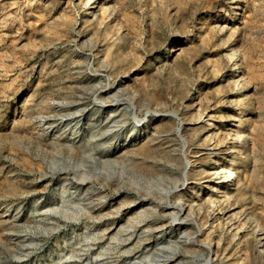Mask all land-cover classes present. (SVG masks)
I'll return each mask as SVG.
<instances>
[{"label":"rangeland","instance_id":"obj_1","mask_svg":"<svg viewBox=\"0 0 264 264\" xmlns=\"http://www.w3.org/2000/svg\"><path fill=\"white\" fill-rule=\"evenodd\" d=\"M93 5L0 0V264H264V0Z\"/></svg>","mask_w":264,"mask_h":264},{"label":"bare ground","instance_id":"obj_2","mask_svg":"<svg viewBox=\"0 0 264 264\" xmlns=\"http://www.w3.org/2000/svg\"><path fill=\"white\" fill-rule=\"evenodd\" d=\"M111 2V1H110ZM95 3H97V4H99L100 6H102V11H103V13H105L106 14V12L108 11L107 10V6H109L108 5V0H86V4L89 6V9H94L95 8V5H93V4H95ZM110 12V11H109ZM110 15H112V14H110ZM106 16H108V15H106ZM111 19H115V16L113 15L112 17H111ZM231 33L232 34H234L235 33V30H231ZM235 35V34H234ZM170 51L171 52H176L177 50H179L180 48H179V46H177V47H174V46H171L170 47ZM240 53H241V51H240ZM240 53H239V48L237 47V46H233L232 47V49H231V51H230V53H229V63H227L228 64V73H227V75H229V79H232L231 81H232V86H233V90H234V93H235V96H236V98H237V100L239 101V103L240 104H242V105H245V106H247L248 105V103H250V105H252L253 104V101H252V98H251V95L247 92V88H246V81L248 82V75H247V73H246V70L244 69V67H243V64H242V59H241V56H240ZM234 97V96H233ZM232 99V98H231ZM226 100V99H225ZM233 100V99H232ZM229 104V103H228ZM112 105V104H111ZM235 105L233 104V102L230 100V108L231 109H233V110H235V107H234ZM113 109V108H112ZM252 109V108H251ZM114 110H115V108H114ZM247 115V114H246ZM197 121L198 122H201L202 123V125H200L199 123V127H200V129L202 130V132L205 134V140H210L209 141V143H215L216 142V140L214 139L213 140V138L214 137H212L213 135H215L214 133L217 131L216 130V128H215V126H216V122L211 118V117H213L212 116V114H211V116H209V118H204L203 116H202V114L199 112L198 114H197ZM206 117V116H205ZM74 120V119H73ZM232 120H234V118H231L230 117V114H229V116L227 115L225 118H224V120H223V123H227V126H230V122L232 121ZM244 121H246V119L244 120ZM229 129V128H228ZM138 130V129H137ZM200 130V131H201ZM230 132V135H229V142H228V144H227V147L225 148V146L223 147V148H225V150L227 151V155H230V154H232V153H236L237 152V150L240 148V145H241V143H240V137H241V132H240V129L237 127V126H235V125H233V126H231V130H229ZM134 133V132H133ZM216 134H218V133H216ZM227 134V133H226ZM228 135V134H227ZM225 137V136H224ZM216 138V137H215ZM227 139H228V137H227ZM213 140V141H212ZM226 143V142H225ZM215 146H217V145H215ZM223 151V150H222ZM239 151V150H238ZM221 152V151H220ZM218 153V152H217ZM220 154V153H219ZM222 159V158H221ZM221 161V160H220ZM213 169V168H212ZM216 170V171H215ZM215 170H213V171H215V174H217V176L219 177V179L220 178H222V182H223V184L222 185H220L219 187H220V191H223L224 192V196L225 197H228V194L227 193H225V190L226 189H230V187L231 186H233L234 184H235V181H234V176H233V172L230 170V171H227V170H224V168L221 166H219V168L218 169H216L215 168ZM213 174V173H212ZM215 179V178H214ZM218 179V180H219ZM236 179V178H235ZM218 180H217V182H218ZM233 187H235V186H233ZM215 188V187H214ZM217 188V187H216ZM223 188V189H222ZM103 189V188H102ZM216 190V189H215ZM216 192V191H215ZM102 193H104L103 191H102ZM97 194V193H96ZM101 194V193H100ZM100 194H98L99 196H100ZM102 195V194H101ZM149 195V194H148ZM230 196H232L231 195V193L229 194ZM106 196V195H105ZM104 196V197H105ZM145 196V195H144ZM151 196V195H150ZM211 196V195H210ZM94 198H96V197H94ZM101 198H102V196H101ZM143 198V197H142ZM211 198H212V196H211ZM210 198V199H211ZM214 198V197H213ZM224 198V197H223ZM229 198H231V197H229ZM207 199H209L208 197H207ZM215 199V198H214ZM234 199V198H233ZM154 200V199H153ZM63 201V200H62ZM126 201V200H125ZM209 201L210 200H208V203H209ZM213 203L215 202V201H212ZM225 202V201H224ZM223 202V203H224ZM68 203V202H67ZM159 203V202H158ZM161 203V202H160ZM160 203H159V205H160ZM207 203V202H206ZM221 203V202H220ZM230 203V202H229ZM228 203V204H229ZM155 204H157V203H155ZM180 204V203H179ZM182 204V203H181ZM70 205V204H69ZM151 205V204H150ZM161 205H164V204H162L161 203ZM183 205V204H182ZM202 205H203V203H202ZM209 205V204H208ZM223 205V204H222ZM153 206V205H152ZM156 206V205H155ZM155 206H153V207H155ZM158 206V205H157ZM181 206V205H180ZM179 206V207H180ZM201 206V205H200ZM211 206H212V204H211ZM192 206H190V208H191ZM94 208V207H93ZM122 208V207H121ZM143 209H144V207H142ZM148 208V207H147ZM150 208H151V206H150ZM162 208V207H161ZM187 208V207H186ZM146 209V208H145ZM171 209V208H170ZM181 209V208H180ZM201 209V208H200ZM215 209V208H214ZM221 209V208H220ZM224 209V208H223ZM68 210H69V208H68ZM138 210H140V208L138 209ZM142 210V209H141ZM149 210V209H148ZM156 210H157V208H156ZM190 210V209H189ZM192 210V209H191ZM218 210V209H217ZM150 211V210H149ZM149 211H147V214H148V212ZM164 211V210H163ZM162 211V212H163ZM188 211V210H187ZM89 212H91V211H89ZM102 212H104V211H102ZM120 212V211H119ZM136 212V211H135ZM141 212V211H140ZM146 212V211H145ZM159 212V211H158ZM75 213V212H74ZM132 213V212H131ZM182 213V212H181ZM180 213V214H181ZM186 213V212H185ZM209 213V212H208ZM211 213V212H210ZM238 213V212H237ZM75 214H77V211H76V213ZM98 214V213H97ZM138 214V213H137ZM150 214H152V213H150ZM154 214H156L155 212H154ZM158 214V213H157ZM67 215V214H66ZM70 215H72V214H70ZM79 215V214H78ZM103 215V214H102ZM106 215V213H104V215L103 216H105ZM127 215H130V214H126V217H127ZM133 215V214H132ZM135 215V214H134ZM141 215V214H140ZM164 215V214H163ZM162 215V216H163ZM232 215V214H231ZM68 216V215H67ZM75 216V215H74ZM101 216V215H100ZM137 216V215H136ZM144 216V214H142V217ZM146 216V215H145ZM155 216V215H154ZM180 216V215H179ZM186 216H188V215H186ZM70 217V216H69ZM77 217V216H76ZM93 217V216H92ZM102 217V216H101ZM125 217V218H126ZM141 217V219H143ZM151 219H152V217L151 216H149ZM149 217L147 216V219H149ZM160 217V216H159ZM229 217V216H228ZM233 217V216H232ZM78 218H79V216H78ZM96 218V217H95ZM94 218V219H95ZM133 218V217H132ZM134 218H135V216H134ZM139 218H140V216H139ZM138 218V219H139ZM146 218V217H145ZM99 219V218H98ZM97 219V220H98ZM146 219V220H147ZM130 220V219H129ZM128 220V221H129ZM134 220H136V219H133V221ZM80 221V220H79ZM95 222V221H94ZM126 222V221H125ZM138 222H140V221H138ZM138 222H136V223H138ZM243 222V221H242ZM244 222H246V221H244ZM100 223V222H99ZM130 224H132V223H130ZM134 224V223H133ZM140 224V223H139ZM168 224V223H167ZM120 225V224H119ZM122 225L124 226L125 224L124 223H122ZM150 225V224H149ZM160 225V227H161V225L162 224H159ZM164 225H165V222H164ZM204 225V224H203ZM259 225V224H258ZM135 226V225H134ZM134 226H132V227H134ZM137 226V225H136ZM151 226H152V224H151ZM148 227V226H147ZM152 227H154V225L152 226ZM121 228V227H120ZM159 228V227H158ZM157 228V229H158ZM162 228H163V226H162ZM254 228V227H253ZM253 228L251 229V230H253ZM105 229H107V228H105ZM149 229V228H148ZM153 229V228H152ZM256 230H254V233L252 234V236H254V238H255V242H256V245H257V248H258V250L259 251H257V252H259L260 253V255H264V231L262 230V228L261 227H258V226H256V228H255ZM100 230V229H99ZM98 230V231H99ZM141 230V229H140ZM101 231V230H100ZM103 231H104V228H103ZM103 231H101V232H103ZM147 231V230H146ZM162 231H163V229H162ZM251 232V231H250ZM100 233V232H99ZM179 234V233H178ZM97 235V234H96ZM99 235V234H98ZM101 236V235H100ZM179 236V235H178ZM177 236V237H178ZM209 236V235H208ZM103 237H105V236H103ZM128 237V236H127ZM210 237V236H209ZM250 237V236H249ZM102 238V237H101ZM233 238V237H232ZM253 238V237H252ZM172 239V238H171ZM234 239V238H233ZM248 240H249V238H247ZM251 239V238H250ZM138 240V239H137ZM199 240V239H198ZM197 240V241H198ZM134 241V240H133ZM170 241V240H169ZM175 241V240H174ZM201 242L203 241V240H200ZM235 241H236V243H237V246L238 247H244L245 246V243H244V238H242V236H241V234L237 231L236 232V234H235ZM247 241V240H246ZM245 241V242H246ZM251 241V240H250ZM173 242V241H172ZM177 242V241H176ZM209 242H210V240H209ZM208 242V243H209ZM248 242V241H247ZM166 243V242H165ZM169 243V242H168ZM197 243H199V242H197ZM196 243V244H197ZM249 243V242H248ZM247 243V244H248ZM138 244V243H137ZM136 244V245H137ZM175 244V243H174ZM174 244H172V245H174ZM185 244V243H184ZM164 245V244H163ZM177 245V244H176ZM181 244L179 243V246H180ZM190 245V244H189ZM203 245V244H202ZM175 246V245H174ZM210 246V245H209ZM163 247V246H162ZM170 247H173V246H170ZM181 247V246H180ZM179 247V249L181 250V248L183 247V245H182V247L180 248ZM188 247L189 246H187V249H188ZM201 247V246H200ZM175 248V251L178 249H176V247H174ZM174 248H172V249H174ZM184 248H186V246L184 247ZM190 248V247H189ZM196 248H198L197 246H196ZM156 249V248H155ZM171 249V248H170ZM183 249V248H182ZM191 249V248H190ZM193 249V248H192ZM185 250V249H184ZM179 251V250H178ZM183 251V250H182ZM179 253V252H178ZM177 253H175V255H176ZM239 262H241V264H242V260H240Z\"/></svg>","mask_w":264,"mask_h":264}]
</instances>
